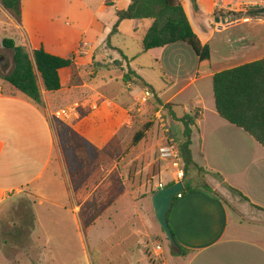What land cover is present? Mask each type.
I'll use <instances>...</instances> for the list:
<instances>
[{
  "label": "crops",
  "instance_id": "obj_1",
  "mask_svg": "<svg viewBox=\"0 0 264 264\" xmlns=\"http://www.w3.org/2000/svg\"><path fill=\"white\" fill-rule=\"evenodd\" d=\"M181 1L193 32L210 48L211 62L204 70L197 69L175 96L195 85L182 116L197 112L191 153L193 161L206 170L200 179L216 194L196 189L173 200L167 222L188 254L171 253L164 244L151 196L144 189L134 191L128 189L130 185L113 183L114 151L102 150L107 155L106 172L89 192L71 190L57 126L76 133L83 147L81 138L87 137L74 127L87 115L97 119L99 106L73 96L86 90L87 84L76 70H69L78 69L83 56L92 55L85 49L92 44H81L86 32L83 23H99L102 9L116 5L117 0H100L95 12L87 0H21V22L7 15L0 49L5 50L1 41L7 38L30 55L43 48L60 58L74 56V62L60 71L61 88L56 92H46L37 76L42 98L37 106L3 80L13 69L12 58L7 69L0 60V209L5 207L10 215L6 221L0 212V264H62L52 253L68 247L81 251L80 264H95L91 252L99 264H158L153 256L156 244L162 248V264H264V148L217 115L212 92L214 73L264 58V12H255L264 9V0H195V6L190 0ZM0 9L8 14L1 4ZM132 22L136 29L138 21ZM181 46L148 52H156L163 61L172 58L175 48L187 52ZM162 103L176 107L171 99ZM64 107L71 110L68 121H56L52 110ZM85 148L87 154H101L93 146ZM166 173L164 187L176 183ZM75 184L83 187L80 179ZM19 206H27L26 211L9 213ZM150 240L154 241L152 251Z\"/></svg>",
  "mask_w": 264,
  "mask_h": 264
},
{
  "label": "rangeland",
  "instance_id": "obj_2",
  "mask_svg": "<svg viewBox=\"0 0 264 264\" xmlns=\"http://www.w3.org/2000/svg\"><path fill=\"white\" fill-rule=\"evenodd\" d=\"M87 1L95 12L100 0ZM128 4L129 0H117L116 5L102 9L101 19L97 18L99 23L95 20L92 23L88 21L83 23L82 29L86 32L82 35L81 44L83 42L92 44V47L85 48L91 50L92 55L83 56L78 69L73 67L69 70H76L79 77H82L87 84L86 90L82 89L73 96L77 100L94 101L99 106L97 119L91 120L90 115H87L79 127H74L77 129L75 132L80 131L81 136L87 137L81 138L86 146L90 145L94 149L101 150L99 156L87 154L85 145L82 147L79 137H74L76 133L73 134L70 129L69 132H65V126L62 124L57 126L61 148L68 161L71 190L75 194L77 190L79 193L89 192L90 188L103 178L106 172L104 164L107 162V155L102 150H112L116 153V169L110 177L114 178L113 183H117L118 186L130 185L128 189L134 191L144 189L148 195L151 189H155V184L165 183L166 181L162 180L163 173L166 171V178L171 177L172 169L167 162L160 159L158 149L166 142L179 146L182 141V125L179 122H172L170 118H165L162 107L157 105L153 96L145 100V89L133 83L125 84L122 77L130 68L153 89L162 102L171 99L176 105L174 108L176 115L182 116L183 105L189 100V93L194 90L195 85H190L183 93L175 95L198 71L197 69L200 71L205 69L197 67L196 56L186 44H182L181 47H184L187 52L175 48L172 58L169 57L163 61L156 57V52L142 54L141 41L151 25L150 20L138 22L136 29L132 21H124L118 26V33L108 40V35L115 23V11L124 10ZM1 11L0 9V38L4 36L3 31L6 30L9 21L8 14ZM191 18L195 21V16ZM0 53L3 54L0 57L3 58L2 68L7 69L11 54L3 49ZM61 103L62 101L59 102ZM57 111L60 117L56 116ZM52 112L56 121H68L67 116L70 117L71 110L64 107L61 110L53 109ZM112 122L114 132L111 131ZM144 125L150 126L145 131L144 137L133 144L135 133L143 130ZM98 161L101 164L99 166L96 165ZM179 169H183V162ZM188 178L201 182L196 171H190ZM76 179L82 180L83 187H79L80 189L76 187ZM100 189L105 190L102 187ZM24 207L10 209L9 213L25 212L27 206ZM148 207L150 208L149 203ZM2 211L5 219L10 217L8 212L6 214L5 207L0 209V212ZM163 240L169 247L165 236ZM148 248L153 250V240L149 241ZM80 254V250H72L71 247L52 253L54 260L55 256H58L57 260L62 264H80ZM90 254L93 262L99 264L96 254L92 252Z\"/></svg>",
  "mask_w": 264,
  "mask_h": 264
},
{
  "label": "trees",
  "instance_id": "obj_3",
  "mask_svg": "<svg viewBox=\"0 0 264 264\" xmlns=\"http://www.w3.org/2000/svg\"><path fill=\"white\" fill-rule=\"evenodd\" d=\"M190 2L195 6V0H190ZM0 4L17 23L21 22V0H0ZM255 12L263 13L264 9ZM251 14L252 12H247V15ZM115 17L116 22L108 35V40L117 34L119 24L124 21L150 20L151 25L141 41L142 54L174 44H186L194 52L198 68H207L210 65V48L208 45H203L193 32L181 0H129V4L124 10H116ZM1 45L5 50L11 51L13 62L12 71L3 77V80L37 106L42 104L37 76L40 77L46 92H56L61 88L60 71L70 68L74 62V56L60 58L48 54L43 48L34 50L30 55L25 47L17 46L12 39L4 38ZM123 58L125 59V57ZM122 80L125 84L133 83L148 90L157 105L162 107L161 110L164 111L165 118H170L172 122H179L182 125V141L178 148L183 162L181 181L184 190L180 195L201 189L216 196L202 179L201 182L193 183L188 178L190 171H196L199 178L203 177V173L206 171L193 161L191 153L193 127L198 116L197 112L178 118L174 112L175 106L170 103H162L153 89L130 68L127 69ZM212 92L217 115L249 135L264 148V58L214 73ZM149 126L144 125L143 130L135 133L133 144L144 137ZM172 185L174 182L167 184L166 187ZM156 190V188L151 189L148 196H152ZM176 198L177 196L174 199ZM173 238L175 246H169L171 253L179 256L187 255L188 251L177 243L174 235Z\"/></svg>",
  "mask_w": 264,
  "mask_h": 264
},
{
  "label": "water",
  "instance_id": "obj_4",
  "mask_svg": "<svg viewBox=\"0 0 264 264\" xmlns=\"http://www.w3.org/2000/svg\"><path fill=\"white\" fill-rule=\"evenodd\" d=\"M2 46V45H1ZM12 58V57H11ZM184 190L182 182H176L170 187L157 189L151 196V205L156 222L163 231L170 247L175 246L171 229L167 222V213L169 212L174 198Z\"/></svg>",
  "mask_w": 264,
  "mask_h": 264
},
{
  "label": "built area",
  "instance_id": "obj_5",
  "mask_svg": "<svg viewBox=\"0 0 264 264\" xmlns=\"http://www.w3.org/2000/svg\"><path fill=\"white\" fill-rule=\"evenodd\" d=\"M216 8H220L219 3L216 4ZM144 96L146 100L151 97L152 94L148 90H144ZM62 113L64 114V111H62ZM59 114L60 113H57V116H59ZM158 153L160 159L170 165V168L172 169L170 173L172 180L179 182L183 178V169H179L182 166V159L180 157L178 146L172 142H166L163 146L158 149ZM163 187V184L158 185V189ZM177 197H180V194L177 195ZM161 255L162 248L159 244H156L154 248V258L155 261L158 262V264H162V262H160Z\"/></svg>",
  "mask_w": 264,
  "mask_h": 264
},
{
  "label": "flooded vegetation",
  "instance_id": "obj_6",
  "mask_svg": "<svg viewBox=\"0 0 264 264\" xmlns=\"http://www.w3.org/2000/svg\"><path fill=\"white\" fill-rule=\"evenodd\" d=\"M0 52H1V49H0ZM3 56V54L2 53H0V57H2ZM0 60H1V58H0Z\"/></svg>",
  "mask_w": 264,
  "mask_h": 264
}]
</instances>
